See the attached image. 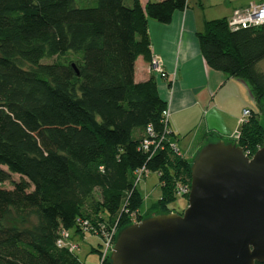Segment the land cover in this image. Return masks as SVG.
<instances>
[{"label": "trees", "instance_id": "obj_1", "mask_svg": "<svg viewBox=\"0 0 264 264\" xmlns=\"http://www.w3.org/2000/svg\"><path fill=\"white\" fill-rule=\"evenodd\" d=\"M187 6L0 0V264H86L56 244L60 228L85 233L87 222L102 240L131 224L133 212L141 220L175 211L192 160L170 141L155 77L136 82L134 71L139 56L153 58L149 19L167 24ZM198 38L207 64L244 80L255 97L237 140L255 153L264 145V24L232 29L229 18H216ZM148 126L163 137L149 153L141 147ZM143 166L158 174L161 197L141 213L135 172ZM101 264H111L110 254Z\"/></svg>", "mask_w": 264, "mask_h": 264}, {"label": "water", "instance_id": "obj_2", "mask_svg": "<svg viewBox=\"0 0 264 264\" xmlns=\"http://www.w3.org/2000/svg\"><path fill=\"white\" fill-rule=\"evenodd\" d=\"M187 199L181 213H152L123 227L111 264L264 262V145L250 157L228 137L207 142L191 161Z\"/></svg>", "mask_w": 264, "mask_h": 264}, {"label": "crops", "instance_id": "obj_3", "mask_svg": "<svg viewBox=\"0 0 264 264\" xmlns=\"http://www.w3.org/2000/svg\"><path fill=\"white\" fill-rule=\"evenodd\" d=\"M139 1L143 6L147 2ZM261 1L188 0V6L175 11L167 24L149 19L151 52L161 60L166 76L151 70L150 61L139 56L134 79L139 82L155 77L159 94L169 109L170 141L188 160L207 142L234 133L243 109L252 108L253 104L239 78L207 64L198 32L204 30L208 20L228 19L234 10Z\"/></svg>", "mask_w": 264, "mask_h": 264}, {"label": "built area", "instance_id": "obj_4", "mask_svg": "<svg viewBox=\"0 0 264 264\" xmlns=\"http://www.w3.org/2000/svg\"><path fill=\"white\" fill-rule=\"evenodd\" d=\"M264 24V0L261 2H251L247 6L243 8H239L234 10L232 16L229 18V25L232 29H238L241 27H249V26H255V25H261ZM150 67L151 70L154 72L160 74L162 77L166 76L165 69L163 68V65L161 63V60L157 57H153L150 61ZM164 116V120H167L169 118V109L166 108L162 112ZM251 115V108L246 107L242 111V116L239 118V128L232 133L230 136H228L229 139L235 140L237 142L238 138L240 137V128L241 125L246 122L248 117ZM147 134L141 141V147L145 152H153L162 142L163 137H160V140H157L156 133L154 132L153 128L151 126H148L146 128ZM173 146H175L173 144ZM178 150V149H177ZM245 151V150H244ZM245 153L252 157L254 153H250V151H245ZM136 179L139 182L143 176H147L150 171L148 168L143 166L142 168H139L136 170ZM190 192V184L189 183H183L179 182L176 185V195H182V196H188ZM137 212H133L131 214V220L132 222H138L140 221L138 217ZM85 225V232L87 230V222H84ZM104 236L102 238V248H101V261L111 253V250L114 246L115 237H116V230L112 229L109 232H103ZM56 244L59 247H67L71 251H75V249L78 247L77 243H74L70 240V233L68 229L60 228L58 230V237L56 240ZM101 264V262H100Z\"/></svg>", "mask_w": 264, "mask_h": 264}, {"label": "rangeland", "instance_id": "obj_5", "mask_svg": "<svg viewBox=\"0 0 264 264\" xmlns=\"http://www.w3.org/2000/svg\"><path fill=\"white\" fill-rule=\"evenodd\" d=\"M76 4L80 7H91L96 5V0H75ZM127 5H131L130 0H125ZM53 61V59H50ZM43 62H47L46 59L42 60ZM258 68L264 70V60L258 64ZM252 109L257 110L256 105L252 104ZM138 130L134 132V136H138ZM141 134V133H140ZM193 134V133H192ZM191 134V136H192ZM187 139V138H186ZM183 149L189 146H181ZM260 148V147H259ZM20 179L19 174H12L11 180L18 181ZM5 187L11 188V181H7L4 183ZM138 188L141 190L144 196V202L142 206V212L150 210L153 205L160 199L161 197V186L159 183V177L156 172H150L147 176H143L139 181ZM97 196V194H96ZM187 196L176 195V199L173 203H171L170 207L175 209V211H180L187 206ZM16 223H20V219L16 221ZM70 233V240L74 243L78 244V247L75 249V253L78 258L85 262L86 264H100V253L96 250V248H102V240L97 235L90 231H86L85 233H78L75 229H68ZM101 244V245H100Z\"/></svg>", "mask_w": 264, "mask_h": 264}, {"label": "flooded vegetation", "instance_id": "obj_6", "mask_svg": "<svg viewBox=\"0 0 264 264\" xmlns=\"http://www.w3.org/2000/svg\"><path fill=\"white\" fill-rule=\"evenodd\" d=\"M183 211V209L182 210H180L179 212H182Z\"/></svg>", "mask_w": 264, "mask_h": 264}]
</instances>
